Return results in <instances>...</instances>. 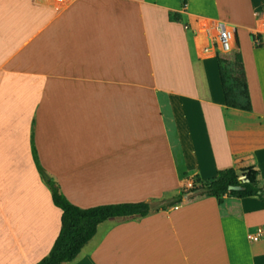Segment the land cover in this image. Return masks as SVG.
Listing matches in <instances>:
<instances>
[{
    "label": "crops",
    "instance_id": "0c3cea01",
    "mask_svg": "<svg viewBox=\"0 0 264 264\" xmlns=\"http://www.w3.org/2000/svg\"><path fill=\"white\" fill-rule=\"evenodd\" d=\"M263 7L0 0V264L37 263L60 230L31 137L39 164L80 208L149 203L228 168L254 167L264 186V32L254 15ZM216 24L235 30L225 60L241 56L250 111L225 106L217 57L199 54ZM258 226L257 197L183 199L102 222L66 264H264V240L246 238Z\"/></svg>",
    "mask_w": 264,
    "mask_h": 264
},
{
    "label": "trees",
    "instance_id": "16d2710c",
    "mask_svg": "<svg viewBox=\"0 0 264 264\" xmlns=\"http://www.w3.org/2000/svg\"><path fill=\"white\" fill-rule=\"evenodd\" d=\"M169 20L179 22L181 17L177 13H169ZM219 54L223 58L217 57V66L225 106L250 111V100L240 54H236L234 61L224 59H232L235 55V48L229 53L220 52ZM238 98L242 99V103H238ZM32 131L33 127L31 136ZM31 153L38 175L48 188L54 206L61 210L59 233L47 255L35 264L72 262L94 237L97 226L110 218L145 217L159 210H167L181 203L183 199L212 197L221 205L225 196H231L237 199L257 197L264 202V186L261 185L259 171L254 167H247L223 169L218 171L215 177L204 181L198 177H193L191 188L177 189L168 196L152 199L149 203L112 204L80 208L65 198L56 180L39 164L33 137H31ZM243 180L245 182H242ZM229 186H240L241 189L229 192Z\"/></svg>",
    "mask_w": 264,
    "mask_h": 264
},
{
    "label": "built area",
    "instance_id": "2783aa9c",
    "mask_svg": "<svg viewBox=\"0 0 264 264\" xmlns=\"http://www.w3.org/2000/svg\"><path fill=\"white\" fill-rule=\"evenodd\" d=\"M42 4L52 6L56 9L63 8L70 0H40ZM257 19H261L264 32V7L260 11L254 13ZM206 41L199 46V54L201 57H207L208 55H214L220 57V50L227 52L232 47L236 50V35L235 30L231 27H224L220 24L206 27L204 30ZM254 46L261 44L260 38L257 34H254L252 39ZM223 59V58H222ZM225 60V59H224ZM192 181H187L185 188H191ZM246 238L249 242H259L264 240V226H258L254 230L249 231L246 234Z\"/></svg>",
    "mask_w": 264,
    "mask_h": 264
},
{
    "label": "water",
    "instance_id": "95a60500",
    "mask_svg": "<svg viewBox=\"0 0 264 264\" xmlns=\"http://www.w3.org/2000/svg\"><path fill=\"white\" fill-rule=\"evenodd\" d=\"M242 182H245V180H243ZM241 187L240 186H229L228 187V191L231 192V191H238L240 190Z\"/></svg>",
    "mask_w": 264,
    "mask_h": 264
},
{
    "label": "bare ground",
    "instance_id": "6f19581e",
    "mask_svg": "<svg viewBox=\"0 0 264 264\" xmlns=\"http://www.w3.org/2000/svg\"><path fill=\"white\" fill-rule=\"evenodd\" d=\"M234 48L232 47L229 51H227V52H224V51H222V50H220V52H223V53H229V52H231L232 50H233Z\"/></svg>",
    "mask_w": 264,
    "mask_h": 264
},
{
    "label": "rangeland",
    "instance_id": "374dc122",
    "mask_svg": "<svg viewBox=\"0 0 264 264\" xmlns=\"http://www.w3.org/2000/svg\"><path fill=\"white\" fill-rule=\"evenodd\" d=\"M240 41H241V37H240ZM222 59V58H221ZM38 173V172H37ZM153 203H155V202H153ZM156 204V203H155Z\"/></svg>",
    "mask_w": 264,
    "mask_h": 264
}]
</instances>
